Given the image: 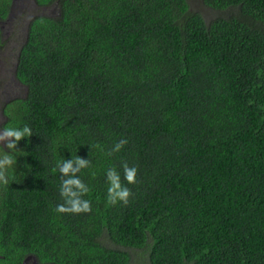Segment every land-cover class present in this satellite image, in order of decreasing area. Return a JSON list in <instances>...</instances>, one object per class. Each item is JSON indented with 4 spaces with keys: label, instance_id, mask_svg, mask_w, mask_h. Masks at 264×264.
<instances>
[{
    "label": "trees",
    "instance_id": "1",
    "mask_svg": "<svg viewBox=\"0 0 264 264\" xmlns=\"http://www.w3.org/2000/svg\"><path fill=\"white\" fill-rule=\"evenodd\" d=\"M201 3L215 16L188 0H32L54 12L26 24L23 92L0 109V129L32 132L0 144V264H264V0ZM25 5L0 0V52ZM76 156L91 211L58 213L53 169ZM111 168L127 204L108 202Z\"/></svg>",
    "mask_w": 264,
    "mask_h": 264
},
{
    "label": "clouds",
    "instance_id": "2",
    "mask_svg": "<svg viewBox=\"0 0 264 264\" xmlns=\"http://www.w3.org/2000/svg\"><path fill=\"white\" fill-rule=\"evenodd\" d=\"M32 132L29 126L25 125L22 128L3 127L0 129V142H5L8 149H14L17 143L26 138L31 137ZM127 144L126 139H121L115 144L112 152H118L121 148ZM112 153L110 152L109 155ZM10 157L5 154L0 158V182L7 183L5 175V167L11 164ZM78 167H73V164ZM89 161L75 157L70 161H61L56 165L57 169L62 175L60 194L64 199V203L57 205L55 211L58 213H86L91 211V202L82 199V196L88 192L86 185L75 176V173L80 171L82 168L87 167ZM124 179L128 184H134L136 182V176L138 169L135 166H129L127 162L123 165ZM107 181L109 183L108 188V202L115 205L117 202L122 201L124 204L128 203L129 197L132 195L131 190L121 184L119 173L115 168H111L106 173ZM63 177H67L66 179Z\"/></svg>",
    "mask_w": 264,
    "mask_h": 264
},
{
    "label": "rangeland",
    "instance_id": "3",
    "mask_svg": "<svg viewBox=\"0 0 264 264\" xmlns=\"http://www.w3.org/2000/svg\"><path fill=\"white\" fill-rule=\"evenodd\" d=\"M26 3L25 12L20 11L22 9L19 6L16 13L9 21L3 25L4 37L9 39L4 49L0 52V109L3 101L8 100L14 96H19L23 92L22 88L18 86L12 78L15 54L17 52L18 45H20L24 38V31L26 30V24L29 19L34 15L49 14L54 12L50 9H36L32 5V0H24ZM193 10L200 12L206 19H211L215 16L212 10H209L203 6L201 0H188ZM20 3V1H19ZM18 3V4H19ZM29 3V5L27 4ZM24 8V7H23ZM21 15V17H20ZM18 17L15 18V17ZM1 113V112H0ZM3 121V117L0 114V125ZM2 144L4 142H1ZM134 264H148L146 258L142 255L133 256ZM142 258V259H141Z\"/></svg>",
    "mask_w": 264,
    "mask_h": 264
},
{
    "label": "flooded vegetation",
    "instance_id": "4",
    "mask_svg": "<svg viewBox=\"0 0 264 264\" xmlns=\"http://www.w3.org/2000/svg\"><path fill=\"white\" fill-rule=\"evenodd\" d=\"M36 8V7H35ZM37 9V8H36ZM6 101V100H5ZM1 114V113H0ZM2 115V114H1ZM0 144H2L1 142H0ZM26 264H38L36 261H35V259H31V257H30V259L26 262Z\"/></svg>",
    "mask_w": 264,
    "mask_h": 264
},
{
    "label": "water",
    "instance_id": "5",
    "mask_svg": "<svg viewBox=\"0 0 264 264\" xmlns=\"http://www.w3.org/2000/svg\"><path fill=\"white\" fill-rule=\"evenodd\" d=\"M29 259H30V257H27V258L24 260L23 264H26V262H27Z\"/></svg>",
    "mask_w": 264,
    "mask_h": 264
}]
</instances>
